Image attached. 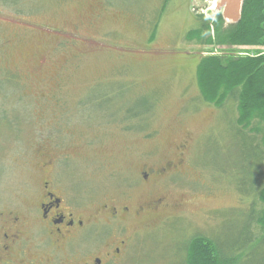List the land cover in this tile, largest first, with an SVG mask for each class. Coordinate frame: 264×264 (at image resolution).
<instances>
[{
	"label": "rangeland",
	"instance_id": "obj_1",
	"mask_svg": "<svg viewBox=\"0 0 264 264\" xmlns=\"http://www.w3.org/2000/svg\"><path fill=\"white\" fill-rule=\"evenodd\" d=\"M217 3L0 0V208L31 203L33 170L52 156L89 211L139 198L142 164L181 161L169 195L183 206L126 232L116 264H182L196 235L223 242L232 264H264V244L240 236L261 209L263 152L252 147L260 136L242 137L234 100L204 103L196 85L201 59L258 58L264 46L218 44L214 29L226 23Z\"/></svg>",
	"mask_w": 264,
	"mask_h": 264
},
{
	"label": "flooded vegetation",
	"instance_id": "obj_2",
	"mask_svg": "<svg viewBox=\"0 0 264 264\" xmlns=\"http://www.w3.org/2000/svg\"><path fill=\"white\" fill-rule=\"evenodd\" d=\"M185 149L180 145L178 155ZM57 159L33 170L39 178L28 190L31 203L0 208V264H116L129 241L126 232L149 224L148 217L163 208L183 206L169 195L181 161L142 164L134 177L139 198L117 196L89 211L81 194L61 179Z\"/></svg>",
	"mask_w": 264,
	"mask_h": 264
},
{
	"label": "trees",
	"instance_id": "obj_3",
	"mask_svg": "<svg viewBox=\"0 0 264 264\" xmlns=\"http://www.w3.org/2000/svg\"><path fill=\"white\" fill-rule=\"evenodd\" d=\"M218 20L224 22L221 15ZM218 24L214 29L218 44L228 41L233 45L263 47L264 0H244L240 21L229 25L221 33L219 28L222 25ZM200 32L209 33V26L199 29L196 34ZM207 39V43L211 44V38ZM196 85L204 103L222 108L229 100H234L237 130L242 137L246 132L260 136L258 143L252 147L256 148V153L262 149L264 163V55L258 58H233L227 55L203 58L196 68ZM257 198L261 209L252 211L242 225L240 236L247 244H264V186L259 189ZM252 223L261 228L262 234L257 238H252L248 229ZM225 247L223 242L218 243L202 235L193 236L180 250L181 254L184 251L185 256L182 264H232L233 260H228L230 258L224 255Z\"/></svg>",
	"mask_w": 264,
	"mask_h": 264
},
{
	"label": "water",
	"instance_id": "obj_4",
	"mask_svg": "<svg viewBox=\"0 0 264 264\" xmlns=\"http://www.w3.org/2000/svg\"><path fill=\"white\" fill-rule=\"evenodd\" d=\"M244 0H218L216 8L221 12L227 24H237L241 18V9Z\"/></svg>",
	"mask_w": 264,
	"mask_h": 264
}]
</instances>
